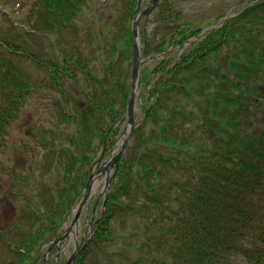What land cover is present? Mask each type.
<instances>
[{
    "label": "trees",
    "instance_id": "16d2710c",
    "mask_svg": "<svg viewBox=\"0 0 264 264\" xmlns=\"http://www.w3.org/2000/svg\"><path fill=\"white\" fill-rule=\"evenodd\" d=\"M140 1L4 12L0 264H57L52 243L126 129ZM138 29L154 57L136 128L75 264H264V0H161Z\"/></svg>",
    "mask_w": 264,
    "mask_h": 264
},
{
    "label": "water",
    "instance_id": "95a60500",
    "mask_svg": "<svg viewBox=\"0 0 264 264\" xmlns=\"http://www.w3.org/2000/svg\"><path fill=\"white\" fill-rule=\"evenodd\" d=\"M159 0H152L151 2V5L149 7H146V9L142 10V11H138L137 14H136V17L134 18V23H133V30H134V63H133V68H132V90H131V97H130V100H129V104H128V119H129V123H128V129L127 131L125 132V135L122 137L121 141L118 142L119 145L122 146V150L121 152L124 151L125 149V146H126V143L127 141L131 138L132 136V131L134 130V123H135V120H134V109H135V99H136V96L139 92V87H140V83H139V80L140 79V64L142 63V60H141V57H140V50H139V33H138V25H139V22L142 18H144L145 16H147L153 9L154 7L157 6ZM208 32V31H206ZM121 152H118V154L109 159L106 163H104L105 165L99 170L97 171L95 174H93L87 181L86 183V186H85V194L83 195V198L82 200L79 202V205L77 206L76 210H75V215L73 216L74 217V220H73V223L71 224V226H69L70 228L68 229V231L62 236L60 237L59 240L63 239V238H66L68 237L71 229L76 225V223L78 222L79 220V215H80V212L81 210L83 209V205L86 204V202L88 201V198L90 197L89 194H91V190H92V187L94 186L93 184H95V180H96V177L100 174V173H103L105 171L108 172V170L113 166L115 165L116 163H118V160H119V157L120 155L122 154ZM75 228V227H74ZM76 252L75 251L71 258H69L67 264H72L73 263V260L75 258V255H76Z\"/></svg>",
    "mask_w": 264,
    "mask_h": 264
},
{
    "label": "rangeland",
    "instance_id": "374dc122",
    "mask_svg": "<svg viewBox=\"0 0 264 264\" xmlns=\"http://www.w3.org/2000/svg\"><path fill=\"white\" fill-rule=\"evenodd\" d=\"M19 2H21L19 4ZM18 4V9L15 11L17 14L20 15L19 19L26 16V13H27V10L29 8V5H30V0H20L17 2H15V0H0V12L3 13L4 11H7L10 12L13 16V18H15V15L14 14V11L13 9L10 7V6H16ZM10 5V6H8ZM209 14L213 15V14H216L220 11V8L218 7H211L209 5ZM204 10H203V6H200L199 9H198V14L199 16H202V18H206L207 16H209L208 13H205L203 14ZM3 20V16L1 17L0 15V23L1 21ZM8 26V23L6 22L5 23V27ZM6 35L5 34H0V38L1 39H5ZM108 158V157H107ZM100 168V163L95 166L93 172H95L96 170H98ZM92 172V173H93ZM105 181H106V176H100L98 178V180L96 181V184L95 187L93 188L92 190V197H91V200L89 202V205H86V208L83 212V215L82 218H81V222L80 224H78V232H77V236H76V239H80V236H84L87 232H89V229L91 228L90 225L91 223L93 222L94 219L97 218V214H99V208L97 205H99V194L101 193V190L105 184ZM96 208V209H95ZM68 226V223H66L64 226H63V229H62V233L64 232V230L67 228ZM61 233V234H62ZM79 236V237H78ZM74 237L73 236H70V239L66 242V244L64 245V247H61L62 248V258L63 259H66V257H68L73 249H74ZM55 252L56 250L54 251V257H55ZM61 259V258H60Z\"/></svg>",
    "mask_w": 264,
    "mask_h": 264
}]
</instances>
